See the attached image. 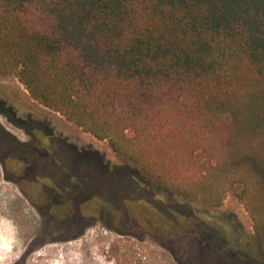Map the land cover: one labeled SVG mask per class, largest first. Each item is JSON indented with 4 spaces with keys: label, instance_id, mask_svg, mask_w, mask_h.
<instances>
[{
    "label": "trees",
    "instance_id": "obj_1",
    "mask_svg": "<svg viewBox=\"0 0 264 264\" xmlns=\"http://www.w3.org/2000/svg\"><path fill=\"white\" fill-rule=\"evenodd\" d=\"M0 77L123 161L0 83V116L27 136L0 123V163L39 214L117 232L125 218L196 239L204 264H264V0H0ZM237 189L253 232L200 214Z\"/></svg>",
    "mask_w": 264,
    "mask_h": 264
},
{
    "label": "rangeland",
    "instance_id": "obj_2",
    "mask_svg": "<svg viewBox=\"0 0 264 264\" xmlns=\"http://www.w3.org/2000/svg\"><path fill=\"white\" fill-rule=\"evenodd\" d=\"M0 83L20 87L24 93L22 100L26 101L21 111L48 117L59 129L81 142L91 143L111 161L123 163L107 141L96 139L60 113L32 100L15 78L0 77ZM0 123L20 139L27 140L22 130L1 116ZM10 177L0 163V264H204L203 248L196 239L179 244L158 241L154 234L132 226L125 218L123 224L116 223L121 233L100 220L90 221L83 228L79 216L74 228L69 229L53 218L39 214ZM239 191L228 192L221 206L211 209L218 212L200 214L204 219L215 222L220 220L221 213H235L245 229L253 232L252 219L238 196ZM29 192L36 193L35 190ZM194 204L206 209L211 205L198 200ZM131 211L141 217L139 221L145 225L144 217L148 219V212L142 207ZM183 250H189L190 255L184 256Z\"/></svg>",
    "mask_w": 264,
    "mask_h": 264
}]
</instances>
